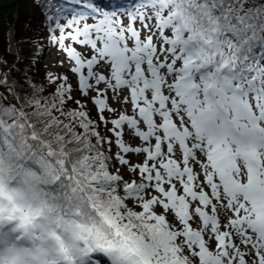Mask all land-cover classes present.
<instances>
[{
    "label": "snow or ice",
    "instance_id": "obj_1",
    "mask_svg": "<svg viewBox=\"0 0 264 264\" xmlns=\"http://www.w3.org/2000/svg\"><path fill=\"white\" fill-rule=\"evenodd\" d=\"M36 2L0 57V264H264V0Z\"/></svg>",
    "mask_w": 264,
    "mask_h": 264
},
{
    "label": "trees",
    "instance_id": "obj_2",
    "mask_svg": "<svg viewBox=\"0 0 264 264\" xmlns=\"http://www.w3.org/2000/svg\"><path fill=\"white\" fill-rule=\"evenodd\" d=\"M41 20L42 17L36 0H0V57L11 60L16 56L8 50V33L12 28L15 29L17 43L19 37L37 35L36 31H29L26 26L30 25L32 29L38 30L41 28ZM19 55L22 56L24 53L21 51ZM57 63L58 53L53 48L43 56L41 71H46L49 66L52 67L53 71H62V69L57 68Z\"/></svg>",
    "mask_w": 264,
    "mask_h": 264
},
{
    "label": "rangeland",
    "instance_id": "obj_3",
    "mask_svg": "<svg viewBox=\"0 0 264 264\" xmlns=\"http://www.w3.org/2000/svg\"><path fill=\"white\" fill-rule=\"evenodd\" d=\"M12 33V30L9 31L8 35H10ZM13 47V45H12ZM19 48H23V47H26L25 45H21V46H18ZM18 47L17 46H14V49L12 50L13 52H15L14 50H18ZM12 49V48H11ZM50 57H48L49 59ZM51 59V58H50ZM53 59V58H52ZM53 60H56V59H53ZM57 62V61H56Z\"/></svg>",
    "mask_w": 264,
    "mask_h": 264
},
{
    "label": "bare ground",
    "instance_id": "obj_4",
    "mask_svg": "<svg viewBox=\"0 0 264 264\" xmlns=\"http://www.w3.org/2000/svg\"><path fill=\"white\" fill-rule=\"evenodd\" d=\"M11 41H12L13 44H16V43L13 42V38H12V36H11Z\"/></svg>",
    "mask_w": 264,
    "mask_h": 264
}]
</instances>
